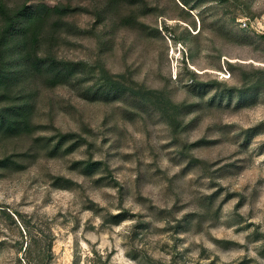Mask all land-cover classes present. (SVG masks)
I'll return each mask as SVG.
<instances>
[{"label": "rangeland", "instance_id": "374dc122", "mask_svg": "<svg viewBox=\"0 0 264 264\" xmlns=\"http://www.w3.org/2000/svg\"><path fill=\"white\" fill-rule=\"evenodd\" d=\"M66 1L93 9L104 0H7L11 6ZM149 2L160 3L164 16L143 21L160 34L146 37L108 22L95 31L113 34L106 38L111 50L101 52L95 35L64 34L56 55L90 62L103 57L113 72L130 65L148 86L167 85L175 101L196 104L184 116L185 123L194 120L184 130L152 108H134L132 99L89 102L68 87L42 90L34 122L46 128L0 141V156L29 149L37 155L23 170L0 171V264H15L16 250L7 242L18 235L7 214L17 218L14 211L53 229L51 264H74L76 254L88 264L93 249L112 252L113 264H264V91L222 93L228 87L217 84L200 99L183 86L192 82L186 64L198 86L211 79L241 86L239 68L233 72L228 62L264 68V41L240 23L264 17V0H229L219 7L230 32L226 39L211 30L213 14L203 23V7L184 8L188 15L179 0ZM68 19L86 30L95 16L77 12ZM204 25L191 53L178 37L184 26L197 33ZM60 130L87 140L54 157L33 147L35 137ZM200 139L201 146H189ZM81 159L108 165L87 176L73 168ZM117 213L126 214L119 224Z\"/></svg>", "mask_w": 264, "mask_h": 264}, {"label": "trees", "instance_id": "16d2710c", "mask_svg": "<svg viewBox=\"0 0 264 264\" xmlns=\"http://www.w3.org/2000/svg\"><path fill=\"white\" fill-rule=\"evenodd\" d=\"M179 1L183 4L184 13L188 15L189 11L184 8L196 10L203 7L201 13L203 23L206 21V14H213L216 18L211 21V30L223 39L230 37L225 23L220 22L222 17L219 8L229 0ZM77 12L93 13L95 20L92 29L82 30L68 19ZM154 13L164 16L160 3L152 5L149 0H104L102 5L95 4L93 9L73 5L71 1L55 5H48L45 2L34 5L25 2L11 6L7 0H0V141L30 136L39 129L46 128L45 125L34 122L38 98L42 90L51 91L58 87H68L89 102L112 103L121 99H132L130 104L133 103L134 108H152L176 127L188 129L194 118L185 123L184 116L192 112L197 105L175 101L173 92L167 85L148 86L145 81L136 77V70L131 69L130 65L123 71L113 72L107 67L103 57L90 62L85 59L59 58L55 52V47L64 41V34L81 33L95 35L101 52L111 50L112 39L106 38L113 34L102 29L99 32L95 31L101 25L107 26L108 22L115 26L114 29H131L146 37L160 34L158 28H152L143 21V17ZM165 28L167 31L172 30L167 25ZM203 29H206L205 25L201 26L197 33H191L184 26L183 36H179L178 40L184 42L192 53V41L201 36ZM258 38L264 41L263 36ZM228 65L233 72L239 68L241 86H228L226 82L218 79L209 80L208 85L198 86L199 78L187 64L185 69L192 82H185L183 86L200 99L209 88L217 84L228 87L222 89V93L225 90L230 93L243 92L244 89L264 91V68L252 67L251 70H247L231 62H228ZM187 108H190L189 113L185 111ZM86 140L82 134L63 133L60 130L54 137H35L33 147L37 152L45 150L46 154L54 157L60 152H73ZM204 142L205 139H200L189 146L191 148L201 146ZM36 156L32 149L25 152H5L0 156V171L23 170L27 167L26 162L35 159ZM197 161L202 163L201 160ZM107 165L103 160L81 159L74 162L73 168H80V173L91 176L96 170ZM7 214L18 228L16 238L7 241L16 250L15 264H51L56 239L53 229L47 225L33 224L32 219L20 211H14L17 218ZM114 217V223L119 224L126 219V214L117 213ZM112 255V252L105 254L93 249L87 263L113 264ZM79 261L80 255L76 254L74 264H80Z\"/></svg>", "mask_w": 264, "mask_h": 264}, {"label": "built area", "instance_id": "2783aa9c", "mask_svg": "<svg viewBox=\"0 0 264 264\" xmlns=\"http://www.w3.org/2000/svg\"><path fill=\"white\" fill-rule=\"evenodd\" d=\"M242 28L264 37V17H246L240 21Z\"/></svg>", "mask_w": 264, "mask_h": 264}]
</instances>
